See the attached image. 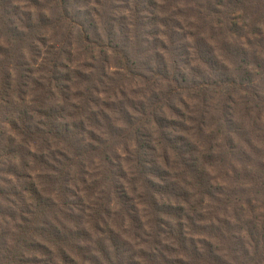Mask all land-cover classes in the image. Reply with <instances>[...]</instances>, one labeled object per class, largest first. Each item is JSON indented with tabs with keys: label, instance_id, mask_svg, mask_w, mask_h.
<instances>
[{
	"label": "trees",
	"instance_id": "trees-1",
	"mask_svg": "<svg viewBox=\"0 0 264 264\" xmlns=\"http://www.w3.org/2000/svg\"><path fill=\"white\" fill-rule=\"evenodd\" d=\"M80 1L0 0V264H137L135 257L149 260L147 256L156 263L160 260L159 264H167L160 250L159 257L157 252L153 255L155 244L160 243L157 240L160 232L171 239L167 243L166 239L165 245L174 249L173 261L178 264H186V259L189 264H232L225 258L234 254L235 249L230 248L228 255L222 251L239 224L247 232L256 233L251 234L246 248L240 247L243 256L249 250L245 264H251L254 259L255 264H261L264 261V86L260 89L250 86V79L244 81L240 77L242 70L248 74L246 65L231 70L223 66L224 62L236 64L237 56L248 57L249 52L220 40L225 52L221 54L224 62H218L209 48L204 49L205 44H195V65L208 71H196L202 82L186 79L177 75H183L189 64L183 58L189 52L181 48L187 45L182 26L188 25L187 2L191 0H132V10L124 17L109 10L113 0H94V5H90L92 0ZM237 1L241 5L247 2ZM119 2L128 5L127 0ZM208 2L226 8L230 0ZM20 9L25 13H20ZM243 9L249 8L245 5ZM255 13L254 18L261 21L263 12L256 9ZM221 23L215 21L219 30ZM250 23L256 22L250 20ZM116 27L124 36L131 32L134 49L128 52L123 44L116 42ZM150 27L156 32L148 31ZM60 28L64 30L59 31ZM142 36L146 40L142 41ZM147 40H153L151 46L147 43L149 48L143 46ZM263 42L264 37L257 42L259 47ZM38 48L42 50L41 56ZM72 50L87 57L82 65L84 72L77 68L70 71L61 62L58 64L60 57L67 59ZM110 53L112 56H108ZM56 64L65 70L64 74L59 70L53 72ZM33 67H40L35 72H42L43 83L40 77L32 76ZM105 67H115L118 76L138 84L144 100L137 105L128 104L125 109L120 107L122 100L117 98L120 78L113 80ZM208 93L217 97L215 105L208 104ZM198 99L206 110L199 106ZM180 108L187 111L185 116ZM236 108L243 115L233 118L229 112L235 114ZM251 112L254 116L248 120L246 117ZM177 117L189 121L191 126L185 128ZM244 119L248 123L240 121ZM209 121L214 123L213 129ZM5 125L13 132L11 136L6 137L1 131ZM177 126L191 133H183ZM257 129L260 131L254 134L256 141H251L253 130ZM126 131L138 141L134 159L125 160L124 167L115 166L101 146L102 151L94 152L101 170L94 174L89 168L92 163L89 153L100 142L111 141L112 136L125 137ZM170 132L174 136L169 137ZM102 135L106 137L104 140ZM253 142L259 143L260 148ZM191 144L194 148L184 147ZM158 145L174 152L181 170L194 177L195 187L207 198L210 189L198 172V157L201 164L215 158L214 149H221L224 157L236 152L242 162L258 164L254 172L247 174L249 193L243 191L241 184L236 186L237 192L242 190L246 196L242 200L246 206L229 201L239 224L220 220L221 227L226 228L220 240L187 238L184 227L182 236L180 222L174 225L177 229L174 235L163 231L171 228L169 212L174 209L163 202V195H167L162 192L165 185L160 176H155L160 170L150 158ZM161 155L166 159L163 152ZM254 157L262 159L257 162ZM175 185L179 187L178 183ZM85 199L92 202L88 209ZM137 205L147 208L140 221L150 230L148 252L125 249V243H118L122 241L120 235L105 221L113 210L116 216L133 223L138 220ZM245 207L249 210L246 216ZM148 213L152 214L150 220ZM213 225L205 227L215 236Z\"/></svg>",
	"mask_w": 264,
	"mask_h": 264
},
{
	"label": "rangeland",
	"instance_id": "rangeland-1",
	"mask_svg": "<svg viewBox=\"0 0 264 264\" xmlns=\"http://www.w3.org/2000/svg\"><path fill=\"white\" fill-rule=\"evenodd\" d=\"M91 1V0H89ZM128 5H124L123 3L119 2V0H113L111 1V6L109 7V10L117 15V16H128L129 10H132V0H127ZM246 1V0H245ZM14 2V0H12ZM80 2H83L82 0ZM236 0H230V3L226 8H218L215 5L208 2V0H191L188 1V11H187V20L188 25L183 24V32L187 34L183 41L187 42L186 47H182L183 52H189V54H186L183 58L185 59V62H189V64L186 67L185 72L183 75H177L185 77L186 79L194 78L199 82H202L200 79H198L199 74H197V70L202 69L203 72H207L206 68L204 67H197L195 65V48L194 45L197 44H205L204 49H210L213 52V56L215 57L216 61L218 62H224L223 57L221 54H224V46L223 43L220 42V40H226L230 44V46L234 48L242 47L246 51H248V57H245L244 55L237 56L236 64H227V62H224L223 66L232 68H240L246 65L248 69V74H244L243 70L240 73V77L244 78V81L250 79L251 83L250 86L258 87L260 89V86H264V42L259 47V44H257L258 41H260L264 37V0H259L257 3V0H247V2L244 3V5H241L236 2ZM256 3V4H255ZM94 0H92V3L90 5H94ZM247 6L249 9H243V6ZM99 6H96V8ZM256 9L259 12H263L262 19H255L254 17L257 16ZM20 13H25L22 9L19 10ZM30 14H33L34 11H29ZM213 12L218 13V15H212ZM250 12V13H249ZM227 17V18H226ZM129 21V17L127 18ZM250 20H254L256 23L251 24ZM215 21L222 22L220 24L221 30H219L217 25H215ZM116 23V20H115ZM118 23V18H117ZM235 25V26H234ZM244 25V26H243ZM234 26V27H232ZM243 26V27H242ZM254 27V29L251 28ZM231 28V29H229ZM241 28L240 31H238ZM64 28H60L59 31H63ZM150 32L155 33V29L153 27H150L147 29ZM216 31H222L219 34H216ZM196 33H200V35H197ZM257 35L255 36V34ZM115 37L116 42L119 44H123L126 51H130L131 48L134 49V46L132 44V39L129 37L131 36V32H129L126 36L122 34L121 31L117 30L115 31ZM192 35L198 36V39L191 38ZM158 37V35H156ZM190 36V37H189ZM133 38V36H132ZM143 41L145 38L142 36L140 37ZM203 40L204 42H201L199 40ZM146 40V39H145ZM153 40L148 41L146 43H143V46L145 48H149L148 44L151 46ZM246 43L248 45H246ZM245 45V46H244ZM42 50L38 48V56H41ZM250 53H253V56H251ZM127 55V54H126ZM48 56V55H46ZM108 56H112V53L108 54ZM87 57H84L79 51H71V55L67 57V59H61L57 61L58 64L61 62L63 64V67H67L70 71H73L74 68H77V70L85 71V68L82 66L87 60ZM112 60V59H111ZM187 60V61H186ZM44 61V60H43ZM112 62V61H111ZM246 62V63H245ZM41 67V66H40ZM40 67H33L32 70V76L34 78H39L40 82L43 83V75L42 72L39 70L35 72ZM221 68V67H219ZM59 70V73L62 75L64 74L65 70L61 68L59 65L56 64L55 71ZM116 68L115 67H105V72L107 75H109L113 80L120 78L117 86V90H119L120 96H118V100H122L119 102L120 107H126L128 104L137 105L139 102L143 101V92L140 90L141 87L136 84L134 81H131L127 79V77L118 76L116 74ZM86 72H89L86 70ZM121 72V70L118 69V73ZM225 73L227 71L225 70ZM45 74L46 70H45ZM74 82H76L73 79ZM114 87V86H113ZM149 93V91H148ZM103 97L100 95L99 99H102ZM117 98L115 101H118ZM208 104L215 105L218 100L215 94L208 93L207 96ZM77 102V101H75ZM199 106L203 107V110H206L204 106L202 105L201 99H198ZM119 105L118 103H116ZM125 109V108H124ZM181 112L184 114V116L187 114V111L183 108H180ZM233 109V108H232ZM264 109V108H263ZM255 111V110H254ZM233 118L239 116L241 117L243 115V112L240 108H236L235 114L229 112ZM254 116V113L251 112L247 115V119L251 120ZM240 120L243 121L244 124L248 123V120ZM176 120L178 122H182L183 126L185 128L190 127V122L185 121L184 118L177 117ZM140 122L144 125V120L140 119ZM210 127L214 128V123L212 124L211 121L208 122ZM183 133H191V130H185L181 127H178ZM124 129V128H122ZM2 132H4V135L6 137L11 136L13 132L11 131L10 127L8 125H5L1 129ZM125 131V129H124ZM254 133L250 137L251 141H254L255 137L254 134L259 132L260 129L253 130ZM95 135H96V131ZM152 132V131H151ZM11 133V134H10ZM207 133L205 132V135ZM262 134V133H259ZM97 136V135H96ZM174 136L173 132H170V136ZM103 140L106 138L105 135H102L101 137ZM174 140V139H171ZM100 141H102L100 139ZM256 141V140H255ZM218 142L222 143L221 140ZM101 144H97L94 151L89 153V159L90 163L89 165L90 170L92 169L94 174L100 172L101 166L99 164V160L95 157L94 158V152H98V150L102 151V147H104V150L108 152L107 156L111 158L112 163L115 166L122 165L124 167V161L131 159H134V156L137 153V150L135 147H138V141H134L133 136L128 133V131L125 132V137H118V136H112L111 141H102ZM164 144V143H163ZM168 144V143H167ZM255 144L257 148L259 143H252ZM102 146V147H101ZM186 149L194 148V145L191 144L189 146H184ZM164 153L166 155V159H164L163 155L161 153ZM153 157L152 162L153 165L158 168L160 171L155 173V176H160L159 178L163 179V185L165 187L162 189V192H167V195H163V202L168 203L172 205L173 209L169 213L170 216V225L171 228H163V231L170 232L172 235L175 234V231L177 229H174V225L176 222H180L181 224V231L180 234L183 236L182 231L184 227V233L186 234V237H191L194 240L200 239V240H207L208 238H216V240H220V236H223L226 232L225 227H221L220 220L222 219H228L230 221H234L235 223H238L236 221V212L233 211V205L229 202L234 200V204L246 206L242 200L246 197L243 193H249V185L246 183V181L249 179L247 174L254 172L255 167H257V163L253 162H242L240 157L236 155V152L232 155H228L227 157L222 156L221 149H214V156L215 158H209L208 161H204L201 164L200 158H197L196 164L197 167H199V174L201 175V178L203 181H206V183L209 186L210 194L208 195V198L200 194V191L197 187H195V180L194 177H191L189 172H183L181 170V165L178 160H175L174 152L168 148V147H161L157 146L156 150L152 152ZM93 156V157H92ZM219 158H218V157ZM255 160L258 162L260 157H254ZM13 163H16V160H13ZM210 165H206V164ZM244 163H248L244 165ZM206 173V176L204 175V172ZM158 178V177H157ZM257 180V182H259ZM175 183H178L179 187L175 185ZM241 184V185H240ZM241 186L243 191L237 192L236 186ZM260 188L256 189L255 191H258ZM75 194L80 195L79 192L74 191ZM77 192V193H76ZM235 193V194H234ZM137 194V193H136ZM234 194V195H233ZM80 197H82L80 195ZM233 197V199H232ZM133 200H137L134 196H131ZM229 199V200H228ZM218 202H217V201ZM86 209H88L91 206V203L88 199L83 200ZM213 202V203H211ZM181 209H178L179 207ZM85 209V210H86ZM110 209V208H109ZM147 208L141 205H137V219L139 220V223L137 221L131 223L129 220H127L123 216H116V211L111 210L110 217H106L105 221L108 225V227L115 233L119 234L122 241H118V243H125V249L130 250H140L143 252H148L146 243H148L149 237L147 236L150 230L148 227H145V222H141L144 217L142 216V219L140 218L141 215H144L147 213ZM144 211V212H143ZM88 212V210H87ZM249 213V210L245 207V213L246 216ZM150 220L152 217V214L150 213L146 214ZM238 215V214H237ZM108 218V219H107ZM141 220V221H140ZM194 226H193V224ZM217 225H213V224ZM213 225L214 230L217 231V234L211 235L209 234L208 229H206L205 226L207 225ZM203 226V228H202ZM250 226V225H247ZM256 226V225H254ZM102 227L104 225L102 224ZM201 227V228H200ZM245 226L242 224V226L239 224L237 231L230 236L229 240L225 242L224 244V251L222 253L227 254L230 253L229 249L234 248V254H230L226 256L225 261L228 260L232 264H245L246 260L250 257L249 250L247 251V255L243 256L241 255V248H246L247 243H249L250 236L255 235V232L249 233L245 229ZM87 229V226H86ZM104 231V228L102 229ZM89 231V230H87ZM199 231H202L203 233H200ZM195 232V233H194ZM210 235V236H209ZM198 236V237H197ZM148 237V238H147ZM92 239L94 237L92 236ZM167 239V242H171V239H169L168 235L164 233H159V237L157 240H160V243L157 245L155 244V247L153 248L154 251V257L155 253L156 256L159 257L158 250H160L163 254V259L167 260V264H178L176 261L174 262L173 259L175 258L174 249L168 248L165 244V240ZM235 239V240H233ZM264 241V240H263ZM261 242V241H260ZM264 243V242H263ZM154 246V245H153ZM170 249V250H169ZM137 256H141L143 254H140L139 252H133ZM264 256V252L262 253ZM236 256V257H235ZM234 258V260H231L230 258ZM75 258V257H74ZM137 264H159V261L156 263V261H153L151 258L147 256L149 260H146L145 257L138 258L135 257ZM76 259V258H75ZM161 259V258H160ZM148 261V262H147ZM186 264H189V260H185ZM256 260L254 259L251 261V264H255ZM264 264V261L262 260V263Z\"/></svg>",
	"mask_w": 264,
	"mask_h": 264
}]
</instances>
